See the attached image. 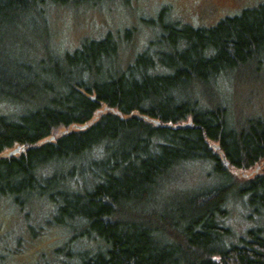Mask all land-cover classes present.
<instances>
[{
    "label": "trees",
    "instance_id": "trees-1",
    "mask_svg": "<svg viewBox=\"0 0 264 264\" xmlns=\"http://www.w3.org/2000/svg\"><path fill=\"white\" fill-rule=\"evenodd\" d=\"M116 1L0 0V199L54 207L73 234L60 264H264V116L229 101L264 82V3L168 22L132 61L119 32L54 40L53 10ZM246 195L263 222L238 237Z\"/></svg>",
    "mask_w": 264,
    "mask_h": 264
},
{
    "label": "rangeland",
    "instance_id": "rangeland-1",
    "mask_svg": "<svg viewBox=\"0 0 264 264\" xmlns=\"http://www.w3.org/2000/svg\"><path fill=\"white\" fill-rule=\"evenodd\" d=\"M262 3L264 0H118L98 11L53 10L50 25L54 40L66 50L77 48L85 37L100 39L110 31L119 32L129 46L123 55L130 56L132 61L150 42L163 35V26L168 22L213 27L226 17L237 16ZM127 30H131L129 37L125 36ZM233 93L235 101L232 95L229 101L235 103V108L251 116H264V82H241ZM262 167L258 173L264 175V162ZM196 168L199 170L193 168L182 173L183 179L193 183L200 178L199 172L204 176L210 171L208 165ZM240 178L241 183L249 179ZM247 198L246 195L236 205L231 204L227 221L238 237L263 222L245 206ZM50 205L41 201L23 206L12 195L0 199V264H60L68 258L66 243L72 238V231L53 224L54 207Z\"/></svg>",
    "mask_w": 264,
    "mask_h": 264
},
{
    "label": "water",
    "instance_id": "water-1",
    "mask_svg": "<svg viewBox=\"0 0 264 264\" xmlns=\"http://www.w3.org/2000/svg\"><path fill=\"white\" fill-rule=\"evenodd\" d=\"M19 150H20L19 148H18V149H16V150H15V153H16V152H19Z\"/></svg>",
    "mask_w": 264,
    "mask_h": 264
}]
</instances>
